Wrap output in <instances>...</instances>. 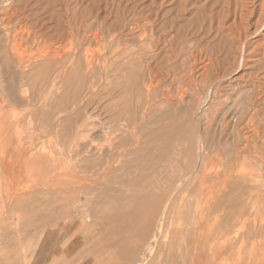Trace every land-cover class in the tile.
Instances as JSON below:
<instances>
[{
	"label": "rangeland",
	"instance_id": "rangeland-1",
	"mask_svg": "<svg viewBox=\"0 0 264 264\" xmlns=\"http://www.w3.org/2000/svg\"><path fill=\"white\" fill-rule=\"evenodd\" d=\"M151 106L173 114L155 125ZM162 123L179 135L156 162ZM198 136L214 141L202 162ZM0 195L41 210L52 264H137L158 223L146 264H192L202 223L211 248L264 260V0H0Z\"/></svg>",
	"mask_w": 264,
	"mask_h": 264
},
{
	"label": "crops",
	"instance_id": "crops-1",
	"mask_svg": "<svg viewBox=\"0 0 264 264\" xmlns=\"http://www.w3.org/2000/svg\"><path fill=\"white\" fill-rule=\"evenodd\" d=\"M31 205L9 206L0 195V264H52L53 250L45 217ZM190 243L192 264H264L247 256L234 241L210 247L202 223ZM61 249V248H60ZM66 250L59 252L67 258Z\"/></svg>",
	"mask_w": 264,
	"mask_h": 264
},
{
	"label": "bare ground",
	"instance_id": "bare-ground-1",
	"mask_svg": "<svg viewBox=\"0 0 264 264\" xmlns=\"http://www.w3.org/2000/svg\"><path fill=\"white\" fill-rule=\"evenodd\" d=\"M12 3V2H11ZM4 5H6V4H4ZM7 7H9V6H7ZM5 10V9H4ZM14 11V10H13ZM18 11V10H17ZM12 12V11H11ZM16 12V11H15ZM48 12V11H47ZM5 13V12H4ZM8 14V13H7ZM14 14H16V13H14ZM11 16V15H10ZM14 16V15H13ZM16 16V15H15ZM34 17V16H33ZM37 20V19H36ZM40 20V19H39ZM21 22V21H20ZM43 23H41V25H42ZM19 25V24H18ZM36 25V24H35ZM37 27V26H36ZM61 29V28H60ZM12 34V33H11ZM44 38V37H43ZM175 38V37H174ZM12 40V39H11ZM11 40H9V41H11ZM13 43V42H12ZM14 43H15V41H14ZM8 44H9V42H8ZM16 45H17V43H15ZM29 44V43H28ZM7 45V44H6ZM10 45H11V43H10ZM14 45V44H13ZM20 45V44H19ZM18 46V45H17ZM13 47V46H12ZM11 47V48H12ZM15 47V46H14ZM47 47V46H46ZM16 48V47H15ZM15 48H14V50H15ZM48 48V47H47ZM3 51H5V47H3ZM10 49V48H9ZM8 49V50H9ZM19 50H20V48H19ZM45 50V49H44ZM12 51V50H11ZM13 52V51H12ZM39 52V51H38ZM11 53V52H10ZM14 53V52H13ZM15 53H20V52H15ZM14 53V54H15ZM51 52H49V54H50ZM8 54V55H7ZM7 56L6 57H9V58H12L11 57V54H9V51H7ZM13 54V55H14ZM45 54V53H44ZM43 54V56H44V60H46V58H47V56L46 55H44ZM54 54V53H53ZM4 55V54H3ZM10 55V56H9ZM17 55V54H16ZM52 55V54H51ZM228 55V54H227ZM20 56H21V53H20ZM40 56V55H39ZM42 56V55H41ZM42 56V57H43ZM46 56V57H45ZM54 56H56V54H54ZM17 57V56H16ZM18 57H19V54H18ZM243 57V56H242ZM13 58H14V56H13ZM22 58H24V57H22ZM37 58V57H36ZM40 58V57H39ZM49 58V57H48ZM163 58V57H162ZM6 59V58H5ZM19 59L21 60V57H19ZM3 61H4V59H2ZM12 60L13 59H11L9 62L11 63L12 62ZM16 60V59H15ZM192 60V59H191ZM23 61V60H22ZM22 61H21V63H22ZM55 61V59L53 60V62ZM204 61V60H203ZM219 61V60H218ZM7 62V61H6ZM14 62V61H13ZM12 62V63H13ZM16 62V61H15ZM48 62V61H47ZM50 62V61H49ZM16 63H18V62H16ZM23 63H25V62H23ZM51 63H52V61H51ZM51 63H49V64H51ZM18 64H20V61H19V63ZM210 64V61L208 60L207 62H205L203 65H202V69L203 70H206V68L208 67V65ZM219 64V63H218ZM11 66H12V64H10ZM13 65H15V64H13ZM17 65V64H16ZM211 65V64H210ZM220 65V64H219ZM23 66H25V64L23 65ZM22 65L21 66H19V67H23ZM36 66V65H35ZM44 66H45V64H44ZM43 66V67H44ZM8 67V66H7ZM15 67V66H14ZM11 69H12V67H11ZM208 69V68H207ZM211 69V68H210ZM7 70V69H6ZM13 70H14V68H13ZM9 71V70H8ZM13 72V71H12ZM18 72V71H17ZM210 72H211V70H210ZM19 73H22V72H19ZM19 73H17V74H19ZM202 74V73H201ZM16 75V74H15ZM14 74H13V76H15ZM136 75V74H135ZM203 75V74H202ZM216 75V74H215ZM258 75V74H257ZM17 76V75H16ZM209 76V75H208ZM14 78V77H13ZM135 78V77H134ZM144 78V83H143V86H144V88H145V90H146V92H147V94L149 95L150 94V92H152V90L155 88V86L158 84V79H157V77H156V72H155V69L151 66H148L147 67V70H146V75L143 77ZM49 80V79H48ZM211 80V79H210ZM249 85V84H248ZM139 87V86H138ZM234 87V86H233ZM256 87H258V86H256V85H254V84H252V90L254 91V93H253V96L249 99L248 98V102H246L245 104L246 105H244L242 108V110L240 111V119H243V115H245L247 112H252L253 110H256V108H255V102H256V100L258 99L257 97H258V95H259V93H258V91H256L257 93H255V90H256ZM251 88V87H250ZM227 90V89H226ZM247 90H248V88H247ZM250 90V89H249ZM228 91V90H227ZM241 92V91H240ZM142 93V92H141ZM208 94V93H207ZM238 94V93H237ZM104 95V94H103ZM181 95V94H180ZM210 95V94H209ZM158 96V95H157ZM212 96V95H211ZM247 96H248V94H247ZM206 97H208L207 95H206ZM179 98V97H178ZM236 98V97H235ZM162 102H164V103H166L168 106L171 104V94H168V92L166 93V92H163L162 93ZM113 100V99H112ZM149 101H150V98L148 99ZM241 100V99H240ZM243 100V99H242ZM99 101V100H98ZM174 101V100H173ZM178 101H180L179 99H178ZM243 102V101H242ZM149 103V102H148ZM174 103V102H173ZM176 104V103H175ZM180 104V103H179ZM149 105V104H148ZM147 105V106H148ZM174 105V104H173ZM177 105H178V102H177ZM177 105H174L173 107H175V106H177ZM213 105V104H212ZM231 105V104H230ZM142 106V105H141ZM141 106H136V108H137V110H139V109H141ZM146 106V107H147ZM172 106V104L169 106V107H171ZM242 106V105H241ZM143 107V106H142ZM186 107V106H185ZM237 108V107H236ZM143 109H145V108H143ZM171 109V108H170ZM175 109V108H174ZM261 109V108H260ZM169 110V109H168ZM167 110V112L165 111V113H163L159 118H157L156 117V114H157V111H155L154 109H153V106H151L150 107V112H148V113H146L147 114V116H148V118L150 117V118H154L153 120H150V122L152 121V122H154V121H159V120H164V119H169L170 118V116H172V110H169L168 111ZM152 111V112H151ZM185 110H183L182 111V113L184 112ZM261 111H262V109H261ZM145 112V111H144ZM175 112V111H174ZM181 112V111H180ZM202 112V111H201ZM218 112V111H217ZM256 112V111H255ZM255 112H253L252 113V116L254 115V113ZM139 113V112H138ZM159 113V112H158ZM162 113V112H161ZM225 113V112H224ZM181 114V113H180ZM234 114V113H233ZM141 115H143L142 114V112H141ZM258 115V114H257ZM179 116V115H178ZM235 116V115H234ZM68 117V116H67ZM139 117H141V116H139ZM144 116H142V118H143ZM181 117V116H180ZM239 117V116H238ZM216 118V117H215ZM234 118V117H233ZM146 119V118H145ZM144 119V120H145ZM190 119V118H189ZM237 118H235V120H236ZM252 119L253 118H249V119H247L245 122H244V127L243 128H241V129H245V128H248L249 126H251L250 124L252 123ZM166 121V120H165ZM142 122V121H141ZM204 122V121H203ZM155 123V125H156V122H154ZM236 123V122H235ZM136 124V123H135ZM135 124H133V125H135ZM151 124V123H150ZM163 124V125H162ZM161 125H159V126H157L156 127V129H154L152 132H150L149 130H148V132H150L149 133V135L150 136H154L155 138H156V140L159 142V144L161 145L160 147L158 146L155 150H158V151H156L155 152V150H153V154H154V156H153V159H155L154 161H156V162H161L162 160L164 161V159H166V161H168V160H170L171 161V157L170 156H172V153H170L171 152V148H172V143H173V140L176 138V137H178V135H179V132H177V131H174V123H167L168 125H164V123H162ZM140 125V124H139ZM154 125V124H153ZM173 125V126H172ZM217 125V124H216ZM241 125V124H240ZM136 126V125H135ZM233 126H234V124H233ZM260 126V125H259ZM259 126H257L256 128L254 127V129H251V131H250V133H242V135L241 136H238L237 137V142H239L240 143V145L241 144H245L246 145V143H247V141H249V139H250V137L251 136H254V135H258V133L260 132V127ZM134 127V126H133ZM132 127V128H133ZM137 127V126H136ZM185 127V126H184ZM207 127H209V126H207ZM211 127V126H210ZM232 127V126H231ZM192 128V127H191ZM109 129V128H108ZM250 129V128H249ZM135 130V129H134ZM219 130V129H218ZM203 131V130H202ZM213 131V130H212ZM245 131V130H244ZM133 132H136V131H133ZM219 132V131H218ZM208 133V132H207ZM232 133V132H231ZM238 133V132H237ZM68 134V133H67ZM139 134V133H138ZM142 134V133H141ZM143 134H144V132H143ZM186 134V133H185ZM211 134V133H210ZM221 134V133H220ZM240 134H241V132H240ZM135 135V134H134ZM191 135V134H190ZM200 135V134H199ZM138 136V135H137ZM185 136V135H184ZM207 136V135H206ZM188 138V137H187ZM198 138H199V136H198ZM213 138V137H212ZM144 139V138H143ZM149 139V138H148ZM178 139H180V138H178ZM190 139H191V136H190ZM190 139H187V140H190ZM182 140V139H181ZM144 142H146V139H145V141ZM183 142H184V140H183ZM182 142V143H183ZM191 142H192V140H191ZM213 142L214 141H212V143H211V140L210 139H208V137H204L203 138V140H200V138H199V140L197 141V142H194L193 141V144L194 143H196V145L198 146V148H199V150H200V152H199V154H198V159L197 160H199L200 162H202V160H203V157H204V155L205 154H207V152L209 151V148L210 147H212V144H213ZM155 143V142H154ZM178 143V142H177ZM182 143H180V144H182ZM142 144H144L143 142H142ZM153 144V143H152ZM158 144V143H157ZM191 144V143H190ZM119 145V144H118ZM156 145V144H155ZM195 145V144H194ZM185 146H186V144H185ZM185 146H183V147H185ZM191 146H192V144H191ZM139 147V146H138ZM175 147V146H174ZM140 148V149H139ZM138 149L141 151V153L142 152H144V151H146L147 150V146L146 145H142V147H139ZM153 148H154V146H153ZM179 148V147H178ZM198 148H197V150H198ZM235 148H238V147H235ZM180 149V148H179ZM215 149V148H214ZM177 150V149H176ZM175 150V151H176ZM239 150V149H238ZM110 151V150H109ZM137 151V150H136ZM135 151V152H136ZM182 151V150H181ZM202 151V152H201ZM138 152V151H137ZM146 153V152H145ZM181 153V152H180ZM138 154V153H137ZM147 154V153H146ZM178 154H179V151H178ZM177 154V155H178ZM170 155V156H169ZM243 155V154H242ZM145 156V155H144ZM218 156H219V154H218ZM140 159H139V162H140V160H142V159H144L145 160V157H143V156H140L139 157ZM150 158V157H149ZM174 158V157H173ZM178 158V157H177ZM205 158V157H204ZM96 159V158H95ZM175 159V158H174ZM174 159H173V161H172V163L174 162ZM176 160V159H175ZM215 160V159H214ZM138 161V160H137ZM136 161V162H137ZM149 161V160H148ZM162 161V162H163ZM169 161V162H170ZM177 161V160H176ZM204 161V160H203ZM143 162V161H142ZM141 162V163H142ZM149 162H151V160L149 161ZM138 163V162H137ZM155 162H153V164H154ZM172 163H170V166H171V164ZM153 164H150V165H152V167L153 166H155V165H153ZM158 164V163H157ZM162 164V163H161ZM142 165V164H141ZM167 165H168V163H167ZM143 166V165H142ZM197 166V165H196ZM200 166V165H199ZM137 167V166H136ZM147 167V166H146ZM195 167V166H194ZM141 168H143V167H141ZM145 168V167H144ZM207 172V171H206ZM193 174H194V176L195 177H197L198 176V173L197 172H193ZM178 175V174H177ZM134 180V179H133ZM185 181V180H184ZM182 182V181H181ZM180 184V183H179ZM169 185V184H168ZM179 186V185H178ZM163 188V187H162ZM173 188V187H172ZM167 190V189H166ZM172 190V189H171ZM177 190V189H176ZM203 190V189H202ZM205 190H207L206 188L204 189V191ZM203 191V192H204ZM202 192V191H201ZM164 193V192H163ZM142 195H143V197H147V198H150L149 196L151 195V194H148V193H142ZM153 195V197H156V196H158V195H160L159 193H154V194H152ZM151 195V196H152ZM114 197V196H113ZM159 197H161V196H159ZM135 198V197H134ZM152 198V197H151ZM167 198V197H166ZM144 199H146V198H144ZM175 202V201H174ZM173 202V203H174ZM174 204H176V203H174ZM165 206V205H164ZM215 207V206H214ZM163 219V218H162ZM224 221V220H223ZM147 225V224H146ZM145 225V226H146ZM156 227V229H154L153 231H154V234L153 235H151L148 239H147V242H146V245H147V247H146V249H145V252L142 254V256H140V259H138V263L137 264H146V255L148 254V253H150L151 254V252L153 251V255H154V248H156L155 246H156V244H158L157 242H158V239H159V234H160V232H161V224L160 223H158L157 224V226H155ZM145 228V230H146V227H144ZM154 228V227H153ZM130 231V230H129ZM147 231V230H146ZM145 234V231H143V232H141L140 233V235H142V234ZM257 235H258V233H257ZM162 236V235H161ZM144 238V237H143ZM142 238V239H143ZM258 238V237H257ZM253 239V238H252ZM160 242V241H159ZM174 245V244H173ZM144 246V245H143ZM161 247V246H160ZM168 247V246H167ZM134 249V248H133ZM157 249H158V247H157ZM132 250V249H131ZM135 250V249H134ZM137 250H138V248H137ZM139 250H140V248H139ZM133 251V250H132ZM132 251H129L130 253L132 252ZM136 251V250H135ZM143 251V250H142ZM156 251H158V250H156ZM166 251V250H165ZM138 252V251H137ZM140 253H141V251H139ZM138 252V253H139ZM159 252V251H158ZM156 253V252H155ZM258 253V252H257ZM161 254H162V251H161ZM161 254H159V255H161ZM168 254V253H167ZM260 254L262 255L263 254V251H260ZM130 255V254H129ZM132 255V254H131ZM152 255V254H151ZM152 255V256H153ZM158 255V254H157ZM171 255V254H170ZM151 256V257H152ZM170 257V256H169ZM149 258V257H148ZM154 258V257H153ZM151 259V258H150ZM137 260V259H136ZM148 262V261H147Z\"/></svg>",
	"mask_w": 264,
	"mask_h": 264
}]
</instances>
